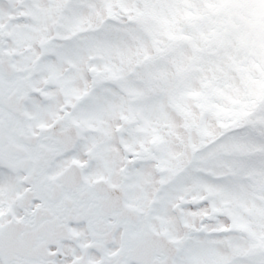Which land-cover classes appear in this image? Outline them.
Returning <instances> with one entry per match:
<instances>
[{
    "label": "snow or ice",
    "instance_id": "1",
    "mask_svg": "<svg viewBox=\"0 0 264 264\" xmlns=\"http://www.w3.org/2000/svg\"><path fill=\"white\" fill-rule=\"evenodd\" d=\"M0 264H264V0H0Z\"/></svg>",
    "mask_w": 264,
    "mask_h": 264
}]
</instances>
